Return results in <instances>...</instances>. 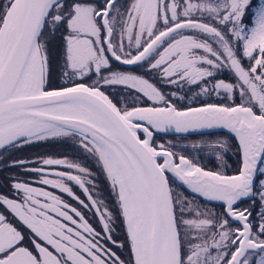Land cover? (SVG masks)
Listing matches in <instances>:
<instances>
[{
  "label": "snow or ice",
  "instance_id": "snow-or-ice-1",
  "mask_svg": "<svg viewBox=\"0 0 264 264\" xmlns=\"http://www.w3.org/2000/svg\"><path fill=\"white\" fill-rule=\"evenodd\" d=\"M206 129L216 170L157 142ZM0 163V264H264V0H0Z\"/></svg>",
  "mask_w": 264,
  "mask_h": 264
},
{
  "label": "flooded vegetation",
  "instance_id": "flooded-vegetation-1",
  "mask_svg": "<svg viewBox=\"0 0 264 264\" xmlns=\"http://www.w3.org/2000/svg\"><path fill=\"white\" fill-rule=\"evenodd\" d=\"M254 2H256V0H254ZM132 67L134 68L135 66H125V68H129ZM138 74H144L145 69H137ZM160 87L162 89V91L166 92V93H170L169 89H173L175 92L180 91V88H177L176 86H168L163 84V82L160 83ZM165 89V90H164ZM186 90L185 92V98L187 100V104H192V105H197L202 101H206L209 98H203V97H197L195 95V93L198 91L197 89L193 88V90L191 92L188 91L187 86H184L181 88L182 90ZM180 91V94L178 95L179 97L182 96V93ZM110 94V98L114 99V101L119 100L120 103L118 106L120 107H124L126 104L130 103L131 101H129V97L127 99H125L123 96H115L113 95L111 92ZM213 100H215L216 98L213 97ZM183 105V104H182ZM222 131H218V132H211V133H199V134H188V135H166V134H160L157 137V142H163L164 140H166L167 138H177V137H190V138H200L202 136H208V135H214V134H222ZM53 142H57V143H62L61 141H48V142H42V143H38V144H33V145H26L23 149L21 150H9V152L7 153H3L4 156H9L11 155L12 159H24V160H31L36 158L39 155H48L47 154V150H46V146L42 149H35L32 148L34 146L40 145V146H44L46 144H52ZM164 143V142H163ZM57 152L62 153V151L57 150ZM75 156V153L73 154ZM233 156L235 157L234 161H237V156L236 153L234 152ZM56 157H62L61 154H59ZM89 162V161H86ZM92 162V161H91ZM89 167L92 168V170L94 172H97V186L98 188H106V185L104 184V178L101 174H99L98 169L94 166V165H88ZM206 169L208 170H212L210 168H207L206 166H204ZM21 173V169L19 168H5L3 163H0V188H2V190H7V185L11 182L10 178L16 175H19ZM22 179H27V177H21ZM82 198H85L82 196ZM86 199V198H85ZM212 206V205H210ZM87 217L90 220V222L97 228V230H100V226L97 223V220L95 217H93L91 212L87 213ZM11 219V217H9ZM115 235L117 237H119L121 240H123L124 235H123V230L120 227V222L117 221V225L115 228Z\"/></svg>",
  "mask_w": 264,
  "mask_h": 264
},
{
  "label": "rangeland",
  "instance_id": "rangeland-1",
  "mask_svg": "<svg viewBox=\"0 0 264 264\" xmlns=\"http://www.w3.org/2000/svg\"><path fill=\"white\" fill-rule=\"evenodd\" d=\"M54 84L58 85L60 83L59 80H54L53 81ZM158 86L160 87V84H158ZM165 90V89H164ZM170 93L172 91H174L173 89H169ZM181 91V88H180ZM180 91L176 92L177 95L180 94ZM185 92L186 90H182V96L184 97V99L178 101V103L186 105L188 102L185 98ZM166 93V92H165ZM169 94V93H166ZM199 97H203V98H208V97H204V96H199ZM213 98V97H212ZM175 99V98H174ZM129 101L132 102V98L129 97ZM227 137L221 135V134H214V135H208V136H202L200 138H186V137H177V138H167L166 140H164L163 142L167 145L169 142H171L172 145H174V150L178 151V152H183V154L185 155H189L192 158H195L197 160V162H199L202 166H206L207 168H210L212 170H216L218 167H220V162L216 159L215 153L207 146L208 144H213L216 141L219 140H223L226 139ZM232 142L229 141V144H231ZM193 144H201L203 145V147L200 150H196L193 149L191 146ZM71 142L69 141L68 143H57V142H53L52 144H46L44 146H34L32 148L35 149H43L46 146V150H47V154L51 155V156H58L59 154H61L62 156H67L69 159H79V154L76 153L75 149L73 147L70 146ZM184 149H187V151H184ZM57 150L62 151V153L57 152ZM235 150L232 149L231 147H229L228 149H226V155L224 156V160L226 161V163L229 165V169H228V174H232L233 170L236 169L237 167V161L235 160V157L233 156ZM75 153V156L73 155ZM82 163H86V164H90V165H94V161L92 162H86V161H81ZM252 202L248 201L245 203H241L239 205V207L241 209L244 208H249L251 207ZM209 207H211L209 205ZM220 209L217 208V211H219Z\"/></svg>",
  "mask_w": 264,
  "mask_h": 264
},
{
  "label": "water",
  "instance_id": "water-1",
  "mask_svg": "<svg viewBox=\"0 0 264 264\" xmlns=\"http://www.w3.org/2000/svg\"><path fill=\"white\" fill-rule=\"evenodd\" d=\"M218 131L225 132L226 130H223V129H206V130H202L200 132H191V133H187V134L168 133L166 135H188V134H199V133H211V132H218Z\"/></svg>",
  "mask_w": 264,
  "mask_h": 264
}]
</instances>
